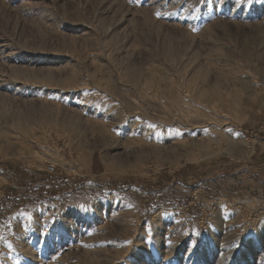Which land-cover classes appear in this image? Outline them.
<instances>
[{
    "label": "rangeland",
    "instance_id": "obj_1",
    "mask_svg": "<svg viewBox=\"0 0 264 264\" xmlns=\"http://www.w3.org/2000/svg\"><path fill=\"white\" fill-rule=\"evenodd\" d=\"M0 169V264H264V0H0Z\"/></svg>",
    "mask_w": 264,
    "mask_h": 264
},
{
    "label": "built area",
    "instance_id": "obj_2",
    "mask_svg": "<svg viewBox=\"0 0 264 264\" xmlns=\"http://www.w3.org/2000/svg\"><path fill=\"white\" fill-rule=\"evenodd\" d=\"M56 171V165L55 164H49L46 168H45V172L48 174V175H53ZM0 176H2L1 178L6 180L7 182H4L0 188V203L2 202V200L5 198H7L8 200H11L13 202H11V204L13 206H19V208H23L26 203H28V200L29 198H21L19 197L20 195V189L22 188H19V178L18 176H16V172H11V171H5L4 169H0ZM8 181H11L12 182V185L14 186L12 192H14V194H11V196H5L4 194V185H6L8 183ZM30 189V188H28ZM32 189H35V188H32ZM31 194V191L28 193V195ZM48 195H47V192H45L44 189H40L38 188L37 189V201L41 200V198H46Z\"/></svg>",
    "mask_w": 264,
    "mask_h": 264
},
{
    "label": "bare ground",
    "instance_id": "obj_3",
    "mask_svg": "<svg viewBox=\"0 0 264 264\" xmlns=\"http://www.w3.org/2000/svg\"><path fill=\"white\" fill-rule=\"evenodd\" d=\"M246 11H248V10H246ZM244 27H245V26H244ZM230 227H231V226H230ZM226 228H227V227H226ZM229 230H230V229H229ZM238 236H239V235H238ZM233 244H234V243H233ZM230 245H231V244H230ZM231 246H233V245H231ZM237 246H238V245H237ZM239 246H240V245H239ZM223 247H224V246H223ZM225 247H226V246H225ZM229 247H230V246H229ZM226 248H227V247H226ZM236 248H237V247H236ZM236 248H235V249H236ZM228 249H229V248H228ZM228 249H227V250H228ZM233 252H234V249H233Z\"/></svg>",
    "mask_w": 264,
    "mask_h": 264
},
{
    "label": "trees",
    "instance_id": "obj_4",
    "mask_svg": "<svg viewBox=\"0 0 264 264\" xmlns=\"http://www.w3.org/2000/svg\"><path fill=\"white\" fill-rule=\"evenodd\" d=\"M81 188H84V186L82 185V186H80ZM122 192H124V191H122Z\"/></svg>",
    "mask_w": 264,
    "mask_h": 264
}]
</instances>
